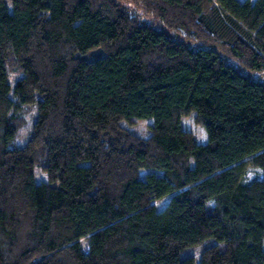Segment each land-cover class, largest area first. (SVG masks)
I'll return each instance as SVG.
<instances>
[{
  "label": "trees",
  "instance_id": "16d2710c",
  "mask_svg": "<svg viewBox=\"0 0 264 264\" xmlns=\"http://www.w3.org/2000/svg\"><path fill=\"white\" fill-rule=\"evenodd\" d=\"M228 59L264 76V0H0V264H264V81Z\"/></svg>",
  "mask_w": 264,
  "mask_h": 264
},
{
  "label": "rangeland",
  "instance_id": "374dc122",
  "mask_svg": "<svg viewBox=\"0 0 264 264\" xmlns=\"http://www.w3.org/2000/svg\"><path fill=\"white\" fill-rule=\"evenodd\" d=\"M97 55H98L97 53H93L91 56H89V58H91V59L96 58ZM227 62H229L233 66L241 69L239 67V64L236 61L228 59ZM241 70L244 73H247L244 69H241ZM247 74H249V73H247ZM10 75H11V77H10L11 82H14L16 79L19 78V75H18V72L16 69L15 70L10 69ZM249 77L255 81H257V80L264 81V76H256V75L249 74ZM35 116H36L35 107H30L29 111H27L26 116H25V123L20 129V134H19V138H18V142H17L18 145L24 144L26 142L27 138L29 137V134L32 132ZM151 124H152V121L133 120L132 123H129V124L127 123V126L135 134L147 139L151 135V129H150ZM182 124L186 130H188L194 134V136L197 138L199 143L204 144L206 142V140H207L206 131L201 125H199L196 122L193 115L184 118L182 120ZM257 173H258L257 169L250 168L249 173H248V178L252 179ZM45 177L46 176L41 171V169L36 168L37 181L45 180ZM167 203H168V199H164V200L158 201L157 206H158V208L162 209L163 207H165V205ZM200 253H201V248H197V249L191 250L189 255H195L197 258H199Z\"/></svg>",
  "mask_w": 264,
  "mask_h": 264
}]
</instances>
